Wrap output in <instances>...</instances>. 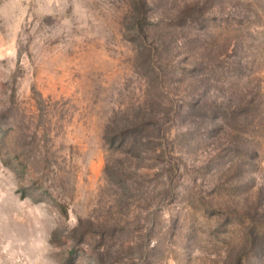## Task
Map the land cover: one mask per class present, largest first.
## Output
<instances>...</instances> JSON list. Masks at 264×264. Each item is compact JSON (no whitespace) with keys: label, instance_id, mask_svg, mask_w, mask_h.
<instances>
[{"label":"rangeland","instance_id":"obj_1","mask_svg":"<svg viewBox=\"0 0 264 264\" xmlns=\"http://www.w3.org/2000/svg\"><path fill=\"white\" fill-rule=\"evenodd\" d=\"M0 264H264V0H0Z\"/></svg>","mask_w":264,"mask_h":264}]
</instances>
